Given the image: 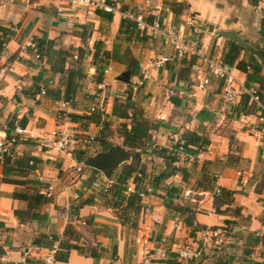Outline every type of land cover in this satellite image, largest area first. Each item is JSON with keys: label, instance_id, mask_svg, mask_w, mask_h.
Masks as SVG:
<instances>
[{"label": "crops", "instance_id": "1", "mask_svg": "<svg viewBox=\"0 0 264 264\" xmlns=\"http://www.w3.org/2000/svg\"><path fill=\"white\" fill-rule=\"evenodd\" d=\"M94 1L112 2L119 12L110 15L79 0H0V37L5 43L0 48V141L12 119L25 120L26 137L13 150L17 156L36 160L26 178L34 183L27 185L28 189L2 182L0 165V264L38 261L45 251L36 252L34 241L48 244L52 236L61 238L68 227L79 235L78 245L94 248L98 257L71 250L65 261L55 264H140L161 238L168 243L169 255L151 264L264 262V159L259 156V143L264 137V64L243 51L232 67L228 66L238 82L258 94L262 110H257L246 95L235 105L223 104L219 99L221 82L195 58L175 60L172 47L159 35L137 31L135 27L132 35L118 32L122 12L140 14L146 22L157 20L164 30L174 32L184 43L221 63L228 40L217 36V32H233L254 50H264V39L259 33L264 0L251 4L249 0H172L184 4L177 16L163 5V0ZM10 28L15 32H9ZM28 40L43 42L38 59L35 51L26 47ZM96 43L110 57L102 77L111 92L103 116L86 113L97 93L90 63ZM78 48H84L86 55L79 65H74L69 56L76 55ZM47 51L49 57L45 55ZM164 56L169 60L156 67V61ZM249 56L259 66L254 74ZM57 58L64 59L65 68L73 64L82 74L73 101L64 110L54 106L57 100L50 95L52 90H62L58 75L50 68ZM238 62L244 64L243 70L236 68ZM203 80L207 83L203 84ZM48 81L52 83L48 85ZM41 88H45L43 96L39 95ZM170 90L174 91L172 96L168 95ZM126 92L144 118L157 124L150 133V146L143 151L121 145L120 126L125 124L128 128L129 124L112 116L113 106L124 103ZM172 99L178 105H173ZM186 110L195 111L197 119L181 113ZM182 119L183 123L192 120L187 125ZM94 120H104L109 148L116 145L131 154L111 171L109 178L85 166L78 175L66 170L67 158L42 144L43 138L55 129L91 132L97 125ZM181 124L184 129L178 128ZM213 124L210 131L204 128ZM185 131L206 138L208 145L196 156L177 153L178 161L173 166L186 168L187 177L182 181L181 175L176 174L166 179L164 186L180 190L173 204L192 210V226H185L183 216L166 209L164 191L151 186L152 179L164 169L159 150L172 149ZM94 145L95 151L90 147L84 158L91 157V151L94 156L109 149ZM136 152L143 166L140 190L150 186L151 192L140 198L137 212L103 207L98 193L110 186L115 171L129 164ZM127 186L128 192L134 190L131 180ZM220 188L232 192V201L214 211L213 194ZM31 189L39 194L48 192L47 201L35 210L39 215L35 219L26 212V201L12 197L14 192L30 194ZM186 191L197 197L181 201L179 198ZM93 197L90 203L83 204ZM176 216L182 220L180 226L174 225ZM226 220L231 224L225 225ZM207 229L220 231L221 244L210 241L213 247L204 249L200 258L178 260L175 253L199 241L201 231ZM227 229L231 231L228 233ZM255 238L263 244H253Z\"/></svg>", "mask_w": 264, "mask_h": 264}, {"label": "trees", "instance_id": "2", "mask_svg": "<svg viewBox=\"0 0 264 264\" xmlns=\"http://www.w3.org/2000/svg\"><path fill=\"white\" fill-rule=\"evenodd\" d=\"M163 5L168 7V9L177 16L180 14L181 10L184 7L182 3H176L172 0H163ZM110 19V17H109ZM108 19V20H109ZM134 25L133 23L123 19L120 22V26L118 29L119 34H131L134 33ZM259 33L261 35V39H264V19L260 24ZM136 39V38H135ZM4 43L3 36L0 37V48H2V44ZM36 45V52L38 55H41V45L42 41L37 40L34 42ZM76 60L73 62L74 65H79L82 59H84L86 52L84 48H78L76 51ZM243 52L235 43L231 41H226L224 45V51L221 55V63L232 67L235 61L238 59L240 53ZM49 57L48 51L45 53ZM72 58V56H69ZM109 54L102 50L101 44L96 43L93 46V51L91 55V65L94 67V77L93 82L95 84H99L102 82L103 71L107 67V62L109 61ZM183 63V62H182ZM248 63L252 67V74L259 71V66L256 64L255 59L252 56H249ZM69 65L68 67H64V59L57 58L51 65V71L53 74H57L60 81V86L62 90L55 89L50 91L51 98L53 100H63L67 103H71L74 98V94L78 87L77 81L82 78V74L80 69L74 68V65ZM236 68L242 69L244 68V64L238 62L236 64ZM249 81V76H247ZM258 95V94H257ZM243 97V96H242ZM173 105H178L177 101L171 100ZM243 103H247V98L245 97ZM244 112V108H242ZM94 114V113H93ZM92 115V114H91ZM112 116L116 119H121L124 121H128L129 127L126 128L125 124H121L120 128V138L121 145L126 149L143 151L150 146V133L151 131L157 128L156 123H151L149 120L144 118L142 110L133 106L130 102V94L126 92V98L124 103L116 104L112 108ZM13 120L12 119L7 126V131L5 133L4 140L7 141L11 137V131L13 130ZM99 120V119H98ZM94 120L95 124L99 122L102 123V129L99 132L98 136L95 138L94 144H97L98 147L106 150L109 148L110 144L105 139L106 135L105 124L103 121ZM18 125L22 128L25 126V120H18ZM181 139L183 141L184 151L188 154L196 156L199 151L205 148L208 145V140L202 136H199L197 133L193 131H185L181 134ZM90 146V147H91ZM89 147V148H90ZM88 148V149H89ZM87 149V150H88ZM85 151L76 152L74 155L75 161L78 163H82L86 158ZM160 157L164 162V169L157 174L151 181V186L154 189H162L164 191V195L162 196L164 200V207L174 214L183 216V224L185 226H192V210L184 207L173 204V199L178 196L179 189L173 186H164V181L176 174H180L183 179L187 177V170L184 167H174L173 164L178 161L177 156V148L176 145L170 149H161L159 150ZM140 154L135 153L133 155L132 161L129 164H125L120 166L116 171L115 175L112 179L110 186L106 189H101L98 193V199L102 200L103 207H109L121 211H129L137 212L140 209V198L138 197V193L140 190V185L142 184V176H143V166L140 164ZM32 162L29 165V162ZM36 164V160L33 157L29 156H17L14 153L13 147L7 151L0 152V165L2 167V177L1 181L25 186L34 184L31 180L26 179L28 174L34 169ZM195 166V164H193ZM14 177L17 178L14 180ZM131 180L134 184V190L132 192H128V181ZM196 187H199V184H196ZM28 189V188H27ZM12 197L17 200H22L27 202V213H31V219H35L38 217V213L35 210L40 207V205L44 204L47 201V197L39 194L38 191L31 189V193L25 192H14ZM93 198L86 199L84 203H90ZM104 200V201H103ZM232 201V192L225 190L223 188L218 189L217 195H213V210L217 211L218 207L221 205H228ZM85 205V204H84ZM225 225H230L231 222L226 220L224 221ZM231 230H229L230 232ZM259 238H255L252 241L253 244L260 243ZM57 242V243H56ZM263 241H261V244ZM79 243V235L72 231L69 227L64 230L61 238H57L56 236H52L51 240L46 243H39L37 240L34 241L33 246L40 247L43 249H52L55 246L54 252V261H65L68 252L73 250L78 254L83 256H89L91 258H97L98 253L94 248L84 249L78 245ZM246 261V260H245ZM26 264H29L26 262ZM247 264H259L255 262H247ZM264 264V262L260 263Z\"/></svg>", "mask_w": 264, "mask_h": 264}, {"label": "built area", "instance_id": "3", "mask_svg": "<svg viewBox=\"0 0 264 264\" xmlns=\"http://www.w3.org/2000/svg\"><path fill=\"white\" fill-rule=\"evenodd\" d=\"M84 2L88 6L100 9L104 13L114 15L119 12V9L112 2L104 3L94 0H79ZM122 18L133 23L135 29L141 32H148L151 35H159L161 39L168 42L173 50V58L177 61H181L186 57L195 58L200 64H202L216 79L221 82V89L219 92V99L228 105H235L242 96L246 95L249 97L250 101L255 104L257 110H262L260 100L258 95L247 88L240 82H238L231 74V71L227 65H224L217 61V59L209 58L203 55L195 46H190L184 43L181 38L172 31L164 30L157 20L148 23L144 20L143 16L140 14H134L130 11L122 12ZM9 32H15L14 28H10ZM9 34L5 36L8 38ZM5 46V43L2 44V47ZM26 47L35 51V58L38 59L39 55L36 52V45L33 40H28ZM73 60H76V55L72 56ZM168 57H160L155 66H162L168 61ZM105 71H103L104 73ZM3 73L0 72V79L2 78ZM52 82L48 81V85ZM203 84L207 83V80L202 81ZM174 94L173 90L168 92L169 96ZM39 95H45V88L39 89ZM111 96L109 88L104 83H99L97 85V93L95 94L93 102L87 107L86 113L91 115L93 113H98L100 116L104 115L106 102ZM54 106L58 110H64L68 107V103L63 100H57L53 102ZM102 129V123L99 122L95 125V128L91 132H78L68 129H55L51 131L46 138H43L42 144L44 147L54 150L57 154H60L62 157H66L69 161L66 164V170H73L76 175L82 172L83 164L74 163V155L76 152L87 150L93 143L95 138L98 136L99 132ZM11 137L9 140L0 141V152L7 151L10 148L14 147L20 140H23L26 136V130L18 125V120L13 121V130L11 131ZM176 148L178 153H186L183 148V141L181 138L176 140ZM259 156L264 159V137L259 143ZM32 162H29L31 165ZM50 189V188H49ZM151 192V187L146 186L138 193V197L142 198L146 193ZM218 189L214 191L213 195H217ZM40 194L48 197V192L42 191ZM197 196L192 194L190 191H186L183 195L180 196L181 201H188L189 199H194ZM174 225L180 226L182 220L179 216L174 217ZM208 238V242L205 241ZM210 241H213L214 245L221 244V234L219 230L207 229L201 231V238L196 243H193L189 246H185L178 250L175 253V256L178 260L181 261H191L194 259L200 258L204 254V249H209L213 247L210 244ZM36 252L45 251V254L36 262H31L29 264H55L54 261V252L55 246L52 249H43L40 247L33 246ZM170 249L165 238H161L157 246L149 250L145 255L140 264H151L156 261H163L169 255ZM22 264H26L23 262Z\"/></svg>", "mask_w": 264, "mask_h": 264}, {"label": "water", "instance_id": "4", "mask_svg": "<svg viewBox=\"0 0 264 264\" xmlns=\"http://www.w3.org/2000/svg\"><path fill=\"white\" fill-rule=\"evenodd\" d=\"M217 36L223 37L235 43L241 50L249 52L260 63L264 64V50H254L251 46L244 43L233 32H217ZM51 55H55L54 52ZM188 120V119H187ZM130 153L119 146H113L104 153H98L94 156L86 158L82 164L85 167H90L100 171L105 178H109L111 171L118 165L127 161Z\"/></svg>", "mask_w": 264, "mask_h": 264}, {"label": "rangeland", "instance_id": "5", "mask_svg": "<svg viewBox=\"0 0 264 264\" xmlns=\"http://www.w3.org/2000/svg\"><path fill=\"white\" fill-rule=\"evenodd\" d=\"M255 1H257V0H249L250 4H251V3H254ZM220 46H221V45H220ZM219 103H221V102L219 101ZM223 104H224V103H223ZM225 109H228V106H227V108H225ZM186 112H187V113H186ZM189 112H190V113H189ZM181 113H182V114H183V113H184V114L186 113V114L190 115L192 119H193V118H196V119H197V117H198V116L196 115V112H195V111H192V110H189V111H187V110H186V111H182ZM192 119H191V120H192ZM191 120H190V122H185V120H184V123L188 125V124L191 123ZM182 123H183V119H182ZM184 123H183V124H184ZM213 127H214V124H213L212 126H209V127L206 126V127H204V128H205V129L208 128V130L210 131ZM178 128H180V129H184V126L181 124V125H179ZM18 143H19V142H18ZM18 143H17V144H18ZM91 147L94 148L95 145H94V146H91ZM96 147H97V146H96ZM92 148H91V149H92ZM91 149H90L89 151H91ZM101 150H102V149H101ZM94 151H95V148H94ZM90 156H93L92 151L90 152ZM82 173H83V172H82ZM227 232L229 233L228 229H227Z\"/></svg>", "mask_w": 264, "mask_h": 264}]
</instances>
